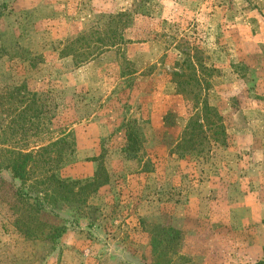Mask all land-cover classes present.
Instances as JSON below:
<instances>
[{
    "label": "rangeland",
    "instance_id": "obj_1",
    "mask_svg": "<svg viewBox=\"0 0 264 264\" xmlns=\"http://www.w3.org/2000/svg\"><path fill=\"white\" fill-rule=\"evenodd\" d=\"M259 261L264 0H0V264Z\"/></svg>",
    "mask_w": 264,
    "mask_h": 264
},
{
    "label": "trees",
    "instance_id": "obj_2",
    "mask_svg": "<svg viewBox=\"0 0 264 264\" xmlns=\"http://www.w3.org/2000/svg\"><path fill=\"white\" fill-rule=\"evenodd\" d=\"M199 106H203V108H201V110H200V113H203V115L209 114L210 116H213L214 120H216V121L220 120V118L218 117L216 112H214V110H212V109H209L206 101L203 100L202 103L199 104ZM197 111H196V113H197ZM192 120L193 119H191V121L189 122V124L187 125L186 128H187V130L189 129L191 132H193L195 137H199L202 140H207V141L212 140L214 142H219L217 140L219 138H214V137H220L221 134H223V129H222L221 125L217 124L216 122L209 123V124L208 123L202 124V123L192 122ZM59 142H61V141H59ZM42 151L44 153L46 152L45 149H43ZM18 155H19V161L13 162V164H11V166H10V170H11V173L13 174V177L18 178L21 181H25L30 176V172L27 171L29 165H31L32 162L34 164H37L38 162L40 163V161L39 160L33 161L34 159H33L32 155H30V154H18ZM43 164H46L45 160L43 161ZM55 178H56V176L52 174V176L50 175L48 179H52L53 182L56 180V182L58 183L59 181L57 180V178L56 179ZM95 181H97V180H95ZM96 183H98V182H96ZM46 197H47V194L45 195L44 198H46ZM35 199L38 200L37 203L41 207V205H42L41 201L42 200L39 198V196H37V198H35ZM256 264H264V261H259Z\"/></svg>",
    "mask_w": 264,
    "mask_h": 264
}]
</instances>
